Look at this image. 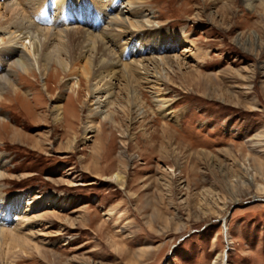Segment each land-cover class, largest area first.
Masks as SVG:
<instances>
[{
  "label": "rangeland",
  "instance_id": "rangeland-1",
  "mask_svg": "<svg viewBox=\"0 0 264 264\" xmlns=\"http://www.w3.org/2000/svg\"><path fill=\"white\" fill-rule=\"evenodd\" d=\"M38 1L9 0L6 11L0 0V10L6 21H42L51 48L69 46L70 29L99 35L112 17L99 16L125 7L96 0L87 19L96 26H67L52 19L50 2L38 11ZM86 1H75V15ZM141 9L153 23L137 18L150 27L135 32L140 40L184 32L203 59L190 58L189 44L137 57L120 46L113 57L141 68L146 58L148 69L124 75L121 65L111 97L82 78L78 92L80 77H56V66L47 78L15 69L22 95L0 101L8 159L0 198L33 205L12 213L17 235L33 242L1 240L0 264H264V2L250 10L242 0H143ZM253 33L260 48L238 43ZM9 37L0 33V49ZM158 93L171 116L160 112ZM96 101L110 102L104 115L93 111ZM117 173L121 181L111 179Z\"/></svg>",
  "mask_w": 264,
  "mask_h": 264
},
{
  "label": "bare ground",
  "instance_id": "bare-ground-1",
  "mask_svg": "<svg viewBox=\"0 0 264 264\" xmlns=\"http://www.w3.org/2000/svg\"><path fill=\"white\" fill-rule=\"evenodd\" d=\"M8 1L9 0H6L5 3ZM75 1L76 0H56L53 2V0H41L36 3V9L38 11L44 10V5H49L45 3L50 2L53 10L51 11L53 15L52 19L56 24L57 22H62L63 25L69 26L73 22L76 23V21L79 19L87 26H96L98 24L97 19L94 21L95 23L91 22V19L90 21H87V19L90 18L91 12L95 10L96 0H87L86 3L84 2V4L80 5L78 8V15H75L77 12L74 7ZM120 1L123 5H125V7H122L121 9L119 6L117 8V6L112 5V12L108 14L104 13L99 16V18H103L104 16V19L109 18V15L112 16L106 22L107 29L101 31L99 35H94L87 29H70L66 33L70 45L66 46L64 43L60 42L58 43V46H54L52 48L49 46V40L45 34L46 30H44L40 25L42 21L37 20L36 22H33L34 20L32 21L26 17L23 19L17 18L11 22L6 21V12H2L0 10V33L9 29L10 35L8 42L2 38V42H5L6 45L0 49V101H2L3 97L8 96L9 93L12 92L14 93L15 98L18 97V95H22L17 90L15 69L21 70L24 77H30V75H33L34 71H36L42 78H47L49 71L53 66H56L60 69L52 74L56 77L61 73H64V75L67 77H80V79L75 84L78 92L80 91L82 79H85L86 82L89 83L91 80H94L97 81V85L93 93L95 94L97 92L100 93L104 91L108 97H111L113 96L112 81L115 79L117 80V74L121 72V65H124V68L122 69L124 75L127 74L133 76L138 74L141 70L146 71L148 69L147 65L144 66V62L147 61L146 58L142 60L144 62L142 63L143 66L141 68V66H136V64H125L122 58L118 60L117 58L113 57L116 56V53L114 52L115 49H118L120 46L130 45V49L133 50L130 51V56L137 57L143 56L144 52L156 54L175 52L180 45L189 44L190 46L192 45L195 50L193 52L191 49L192 47H185V51H190L191 54L193 52L190 58L194 61L203 59V53L201 52V49L196 48V45L187 39V37L184 35V32L177 34L172 33V35H161V37L144 35L140 40V37H137L135 32H144L150 30V27L143 19H147V23H153L150 17H146L143 14L141 9L143 0ZM242 1L250 10L255 8L257 2H264V0ZM17 4L19 5L20 3ZM3 7L6 9V11L11 8L9 3L5 4ZM123 8L127 9L128 11H124ZM127 14L135 16V20L127 18ZM137 18L143 19L140 21ZM57 35L61 36V33H57ZM237 41L246 49L260 48L262 45L260 36L254 33L250 35L246 41H242L240 38ZM123 53L125 55V51H123ZM17 56L18 58L16 59ZM175 56L177 60H181L179 56ZM170 60L171 58L169 56H163L160 58V61L163 64H170ZM138 61L141 62V60ZM135 62L137 63V60H135ZM148 77L149 74H146V77L142 79L149 83L150 81L148 80ZM74 86H70L71 91H74ZM40 93L37 91L34 93V95L36 96ZM161 96L162 95L158 93L156 98H154L156 104L161 103L163 105L164 108H161L160 112L164 117L171 116V113L167 111L171 107L167 105L168 103L164 99H160ZM109 103L103 105L101 101H96V103L93 105L96 106L93 111L95 114L104 115L111 105H109ZM62 113L61 105H57L54 109V114L56 115V120L58 122L62 119ZM107 116L108 114L105 117ZM0 121H3V118L0 117ZM89 123L91 124L92 121L90 120ZM7 163V156L0 154V181L5 177L6 173L4 170ZM111 179L115 181H121L122 176L117 173L113 175ZM1 198L0 241H7L8 239L12 242L21 241L23 244L32 243V236L27 234L25 236L17 235L19 232H22V227L13 225L12 213L19 210L24 212L26 209H31L33 205H27L26 202L23 203L21 196L16 198L17 200H13L12 198H5V200H2ZM46 198L47 197L41 198V201H44ZM40 204L42 203L40 202L39 204L34 205V207L39 206ZM224 228L225 231H227V225H224ZM38 248H36L37 251L39 250ZM224 264H226V257L224 258Z\"/></svg>",
  "mask_w": 264,
  "mask_h": 264
},
{
  "label": "water",
  "instance_id": "water-1",
  "mask_svg": "<svg viewBox=\"0 0 264 264\" xmlns=\"http://www.w3.org/2000/svg\"><path fill=\"white\" fill-rule=\"evenodd\" d=\"M226 261H227V257H226Z\"/></svg>",
  "mask_w": 264,
  "mask_h": 264
}]
</instances>
